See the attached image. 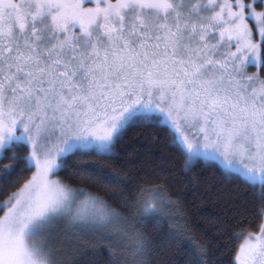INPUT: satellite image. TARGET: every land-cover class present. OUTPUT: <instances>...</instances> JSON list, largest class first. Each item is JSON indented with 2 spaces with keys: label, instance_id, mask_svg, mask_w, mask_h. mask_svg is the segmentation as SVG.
Returning <instances> with one entry per match:
<instances>
[{
  "label": "snow or ice",
  "instance_id": "1",
  "mask_svg": "<svg viewBox=\"0 0 264 264\" xmlns=\"http://www.w3.org/2000/svg\"><path fill=\"white\" fill-rule=\"evenodd\" d=\"M257 64L264 0H0V194L14 188L0 201V264H177L175 252L212 264L182 197L150 183L169 169L128 194L132 178L114 167L129 131L158 129L182 171L203 161L235 186L224 193L235 219L219 229L264 220V74L247 71ZM80 173L119 190L79 188ZM141 219L172 223L152 236ZM257 227L231 234L243 242L229 264H264Z\"/></svg>",
  "mask_w": 264,
  "mask_h": 264
},
{
  "label": "trees",
  "instance_id": "2",
  "mask_svg": "<svg viewBox=\"0 0 264 264\" xmlns=\"http://www.w3.org/2000/svg\"><path fill=\"white\" fill-rule=\"evenodd\" d=\"M260 73L264 74V68L260 67ZM158 129L139 127L129 131L126 139L122 142V155L120 161L115 164L114 171L121 173L132 179L127 184L123 185L124 189L130 194L139 185L137 181L144 178L148 171L160 172L164 169H169L165 172L166 179L151 180L153 185L166 184L172 191V198L182 197L183 215L187 217V223L191 227L196 237L207 242L211 250L212 264H229L234 258V251L238 250V246L242 243V239H237L232 236V233H244L247 230L258 231L257 224L263 223L264 220H256L251 213L247 217L249 220H256L255 223L245 225L243 228H237L234 224L229 223V227L219 229V225L223 221H231L235 217L231 216V207L227 203L229 197L224 193L234 189V185L223 179L219 169L207 167L203 161L194 165L191 172H184L180 165L183 161L177 157L175 161L170 160L171 149L165 146L163 138L160 141H155L152 136L158 133ZM76 158H73L75 160ZM69 160V164L73 163ZM109 163H113L109 161ZM30 175V173H29ZM58 175L64 179L69 177V173L61 171ZM79 180L71 182L82 189L99 194L106 198L111 197V194L118 191L117 185L110 184L108 181H102L99 177H94L89 173H80ZM197 178V183L191 182L192 178ZM221 185L223 188L215 194L207 193L206 189L209 185ZM3 187V185H0ZM8 193L0 194V201L6 199ZM116 199L115 197H112ZM244 220V217H240ZM171 221L167 224L161 220H139V227L152 236L166 231L171 225ZM179 264L184 259L185 253H172ZM107 255L96 257L97 260L106 259Z\"/></svg>",
  "mask_w": 264,
  "mask_h": 264
},
{
  "label": "rangeland",
  "instance_id": "3",
  "mask_svg": "<svg viewBox=\"0 0 264 264\" xmlns=\"http://www.w3.org/2000/svg\"><path fill=\"white\" fill-rule=\"evenodd\" d=\"M249 2H250V0H249ZM258 8H259V5H258ZM250 23H251V21H250ZM257 39H259V37H257ZM247 71L249 74L260 72V66H259V64H257L256 66L249 65L247 68ZM0 214H2V213H0Z\"/></svg>",
  "mask_w": 264,
  "mask_h": 264
}]
</instances>
